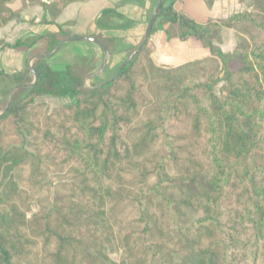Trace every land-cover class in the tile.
I'll return each mask as SVG.
<instances>
[{"label":"trees","instance_id":"trees-1","mask_svg":"<svg viewBox=\"0 0 264 264\" xmlns=\"http://www.w3.org/2000/svg\"><path fill=\"white\" fill-rule=\"evenodd\" d=\"M12 1L0 0V27L34 5L53 24L78 2L20 0L12 10ZM251 1L250 11L200 25L162 0L154 27L208 51L176 66L155 64L148 41L102 86H84L89 67L53 71L47 58L34 61L37 81L11 95L26 73H0V104L9 101L0 115V264H264V0ZM131 25L114 9L97 20L102 30ZM222 28L239 36L230 55L213 43ZM58 30L0 41V50L49 54L71 36ZM46 96L71 104L39 118L34 102ZM58 167L71 181L50 187L45 177ZM113 242L118 263L108 257Z\"/></svg>","mask_w":264,"mask_h":264},{"label":"crops","instance_id":"crops-1","mask_svg":"<svg viewBox=\"0 0 264 264\" xmlns=\"http://www.w3.org/2000/svg\"><path fill=\"white\" fill-rule=\"evenodd\" d=\"M50 3L53 0H42ZM158 0H78L68 5L51 24L49 15L38 5L25 8L20 13L18 20L11 21L4 27H0V41L13 44L19 39L45 34H57L58 29L70 33L71 37L91 38L100 41L106 51L95 43L88 41L71 42L63 45L53 56L47 58L45 64L53 71H63L65 67H89L88 77L84 83L86 88L98 86L113 78L117 69L139 47L147 30L151 15ZM171 1V0H169ZM174 8L180 11L196 23L203 25L208 20L226 19L234 15L249 11L251 0H214L209 9L203 0H172ZM21 1L13 0L10 4L12 10L20 9ZM115 10L132 22L127 30H102L97 26V20L105 10ZM162 29L153 27L149 42L151 45V58L157 65L176 66L186 61L198 59L208 55V51L195 39L179 42L173 38L167 40ZM234 32L231 29H221L220 36ZM235 34V33H234ZM235 36V35H234ZM226 45L232 49L234 42L226 40ZM217 41L214 43L216 47ZM38 47L31 49L0 50V73L14 75L26 73L22 84L12 87L9 95L19 88L28 87V79H34L33 73L28 67H34V61L46 58L44 55H36ZM218 48V47H216ZM219 49V48H218ZM222 53V48L219 49ZM61 58L62 60L57 61ZM29 79V80H30ZM5 87V88H4ZM8 84L0 87V98ZM54 100L59 98L50 97ZM68 99V98H61ZM70 100V99H68ZM71 102V101H70ZM6 105L0 104V114Z\"/></svg>","mask_w":264,"mask_h":264},{"label":"rangeland","instance_id":"rangeland-1","mask_svg":"<svg viewBox=\"0 0 264 264\" xmlns=\"http://www.w3.org/2000/svg\"><path fill=\"white\" fill-rule=\"evenodd\" d=\"M251 6H252V1H251V4H250L249 11L251 10ZM222 29H224V28H222ZM231 30L235 34L234 33L231 34L232 32H226L228 34L223 35L222 32H221L222 35L219 38V33L221 31V29H220V31L218 33L217 40H215L213 42V43H215L217 41L216 47H218L219 49L222 48L223 54H225V55H230L233 52L234 48L237 45L238 39H239V36L237 35V33L233 29H231ZM229 39H230V41L232 40L234 42L232 49H230V45L231 44L226 45V42H228L226 40H229ZM53 57H55V56H51V57H48V58H53ZM59 60H62V59L61 58L57 59V61H59ZM31 68L33 70V67H31ZM230 70H233V67H230ZM29 79H28V82L31 83V81H32V83H33L34 79L33 80L32 79L29 80ZM85 81H84V83H85ZM28 86H30V84ZM90 88H92V86H90ZM214 93L218 97L222 96V94H223V83L222 82L219 83L214 88ZM69 104H71V102L68 99L59 98L57 100H54V99H52V98H50L48 96L37 98V99H35V102H34V106L41 107L39 109L38 113H37L39 115L38 116L39 118H42L44 115H50L55 109H58V108H60L62 106L69 105ZM1 113H3V112H1ZM142 117L143 116H141L139 118H142ZM68 172H69L68 169L64 168V167H58V168H56L54 170H49V172L47 173V175L45 177L46 184L49 185L50 187H52V186H54V184H56L58 182L71 181L70 179H67ZM37 210H38V206H37L36 202H33L32 205H31V213H35V212H37ZM182 212H183V214L185 215L186 218H198L200 216L199 212H193V211H191L189 209H185V208L182 209ZM107 251H108V257L110 258V260L112 262H114V263H118L119 257L121 255V252H120V250L118 248V245L113 242V244L111 245L110 248H108Z\"/></svg>","mask_w":264,"mask_h":264},{"label":"water","instance_id":"water-1","mask_svg":"<svg viewBox=\"0 0 264 264\" xmlns=\"http://www.w3.org/2000/svg\"><path fill=\"white\" fill-rule=\"evenodd\" d=\"M161 1H162V0H158V1H157L156 8H155L153 14L151 15V18H150L149 23H148V26H147L146 33H145V35H144V38H143L141 44H140L139 47H138L137 49H135V51H134V52L128 57V59H127V60H126V61H125V62H124V63H123L118 69H117V71H116L114 77L111 78V79H109L108 81L114 79V78L117 76V74L119 73L120 69H121L124 65H126L130 60H132V59L134 58V56H135L138 52H140V51H141V50L147 45V43H148V41H149V37H150L151 32H152V29H153L154 24H155V20H156V17H157L158 10H159V8H160V6H161ZM79 41H88V42L95 43L96 45H98V46L102 49L104 55L107 57V51H106L104 45H103L100 41H98V40H96V39H91V38H78V37H71V38H67V39H64V40L60 41L59 44L57 45V47L55 48V50H54L53 52L49 53V54L44 55V57L48 58V57H51V56L55 55V54L61 49V47H62L63 45H65V44H67V43H71V42H79ZM28 68H29V70H30V71L33 73V75H34V81H33V83L30 84V86H31V85H33V84L37 81V75L35 74V72L32 70V68H31L30 66H29ZM108 81H106V82H108ZM106 82H104V83H106ZM104 83H102V84L99 85V86H102ZM8 107H9V101H7V103H6V107H5L4 111H3V113H5V112L7 111ZM3 113H1V114H3ZM1 114H0V115H1Z\"/></svg>","mask_w":264,"mask_h":264}]
</instances>
